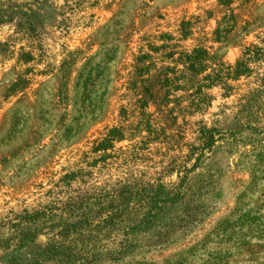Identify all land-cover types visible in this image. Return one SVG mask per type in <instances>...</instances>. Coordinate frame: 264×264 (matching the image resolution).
I'll return each instance as SVG.
<instances>
[{
  "label": "rangeland",
  "instance_id": "374dc122",
  "mask_svg": "<svg viewBox=\"0 0 264 264\" xmlns=\"http://www.w3.org/2000/svg\"><path fill=\"white\" fill-rule=\"evenodd\" d=\"M0 264H264V0H0Z\"/></svg>",
  "mask_w": 264,
  "mask_h": 264
},
{
  "label": "trees",
  "instance_id": "16d2710c",
  "mask_svg": "<svg viewBox=\"0 0 264 264\" xmlns=\"http://www.w3.org/2000/svg\"><path fill=\"white\" fill-rule=\"evenodd\" d=\"M240 64V63H239ZM239 66V65H238ZM243 67H244V65H242V63H241V74L242 73H246L248 70H243ZM203 71V69L200 67V68H196L195 70H194V72H195V74H200L201 72ZM238 71H239V69H238ZM239 75V74H238ZM207 80L208 79H210V78H206ZM24 84H25V82H24ZM206 133V132H205ZM206 135V134H205ZM207 135H208V139L206 140L207 142H206V144H204L205 146H204V149H211V147L213 146V143H214V138L212 137V135H211V131H209V133H207ZM204 149H202V151L204 150ZM201 157V156H200ZM201 161V158H199V160H197L196 161V163H199Z\"/></svg>",
  "mask_w": 264,
  "mask_h": 264
}]
</instances>
